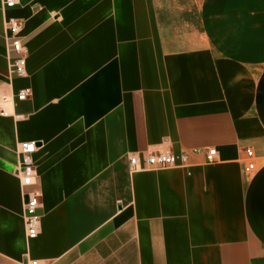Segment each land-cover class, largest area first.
<instances>
[{"label":"crops","instance_id":"obj_1","mask_svg":"<svg viewBox=\"0 0 264 264\" xmlns=\"http://www.w3.org/2000/svg\"><path fill=\"white\" fill-rule=\"evenodd\" d=\"M6 1L0 264H264V0ZM10 17L25 78H10ZM24 142L38 147L27 190ZM210 148L215 163L194 153ZM155 151L190 164L131 173L130 156ZM33 190L42 225L30 241Z\"/></svg>","mask_w":264,"mask_h":264},{"label":"built area","instance_id":"obj_2","mask_svg":"<svg viewBox=\"0 0 264 264\" xmlns=\"http://www.w3.org/2000/svg\"><path fill=\"white\" fill-rule=\"evenodd\" d=\"M16 0H7L5 3V9L14 8L16 6ZM22 30L23 24L17 19L10 17L7 20V32L9 33V52H14L16 56L11 58L10 61V78H25L28 75L27 59L28 52L26 51L23 41H22ZM31 96V91L22 90L18 93L17 98L20 101L28 100ZM10 103V98L8 96H3L0 99V105L5 106ZM2 115L8 116L9 112L2 108ZM19 154L21 168L18 172L20 176V181L22 182V187L27 189H33L38 185L37 169L36 163H34V155L38 150L37 144L35 142L29 143L24 142L19 144ZM264 155V147H263ZM195 154L200 153L205 155L209 163H215L217 158V150L210 149H200L194 151ZM246 157L249 160V164L245 167V172L250 174L256 170V165L254 160L256 159L254 150L252 148H247L245 150ZM131 173L145 172V171H163L167 169L174 168H186L190 164L189 154L181 153L180 155H175L168 151H155L150 153H145L144 156L141 154H135L129 157ZM25 197V217L26 220V235L30 241L36 239L40 233L42 219L38 215V210L42 206L41 193L38 190H33L24 193ZM26 264H39L38 261L27 262Z\"/></svg>","mask_w":264,"mask_h":264}]
</instances>
